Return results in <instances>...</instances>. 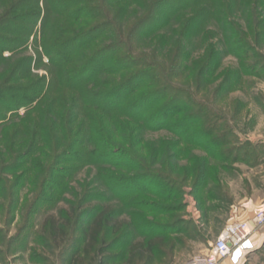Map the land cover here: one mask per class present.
<instances>
[{"label":"trees","instance_id":"1","mask_svg":"<svg viewBox=\"0 0 264 264\" xmlns=\"http://www.w3.org/2000/svg\"><path fill=\"white\" fill-rule=\"evenodd\" d=\"M261 9L264 0H0V65L9 64V76L0 82V129L7 139L3 144L5 139L0 138V195L7 196L11 205L18 203L13 189L26 183L35 185L32 175L43 172L36 183L37 194L53 200L56 190H68L65 180L84 162L97 167L112 195L86 197L85 204L89 199L94 202L85 210L80 200L72 202L68 210L49 213L43 226L41 239L48 240L51 249L61 246L60 251H71L70 264H76L82 251L75 246L78 242L87 244L85 251L94 258L103 257V264L116 261L117 255L105 254V247H112L107 243L109 237L114 242L123 230L129 236L135 224L168 233L189 232L192 223L188 220L146 222L135 211L155 205L140 197H181L180 188L194 171L198 193L211 180L220 181L209 167L211 159L214 166L229 172L236 163L256 166L264 156V143L238 140L230 125L238 114L228 117L208 99L198 97L204 87L201 82L211 83L219 69V64L215 66L216 44L211 46L213 56L193 79L198 91L177 84L190 68L184 51L191 38H205L208 25L219 24L224 44L240 59L241 67L230 69L215 92L224 95L235 90L243 74H264L263 58L248 61L255 51L251 37L260 41L264 33ZM239 13L248 23L247 31L236 16ZM173 23L180 26L172 28L178 38L170 57L140 50L145 41L152 44L156 38L162 48L168 46L169 36L162 35V30ZM30 46L34 57L18 56ZM43 56L48 58L49 74L39 77L31 66L42 63ZM20 109H25L23 115ZM15 120L19 122L15 124ZM159 129L169 130L175 137L167 146L178 148L177 154L167 151V158H179L185 152L190 156L194 149L206 153L193 172L191 168L182 172L179 165L171 170L155 168L161 162V149L156 145L147 148L150 160L145 158L142 133ZM58 163L69 166L59 168ZM119 169L132 172L121 176ZM20 170L13 182L3 178V173ZM216 192L213 188L208 194L221 196ZM224 197L227 201L228 196ZM115 199L123 207L118 208ZM122 213L135 217V224L130 218H121ZM77 235L82 237L80 241L75 239ZM160 246L163 242L153 237L133 241L120 264H154Z\"/></svg>","mask_w":264,"mask_h":264},{"label":"rangeland","instance_id":"2","mask_svg":"<svg viewBox=\"0 0 264 264\" xmlns=\"http://www.w3.org/2000/svg\"><path fill=\"white\" fill-rule=\"evenodd\" d=\"M261 11H263L264 14V9H261ZM237 15L241 19V23L244 27L243 29L247 31L248 23L246 19H242V13L236 14V16ZM179 26V23H173L171 28L162 30V35L169 36V45L165 48H162L158 44V38H156L152 44L151 42L145 41L140 50L150 55L158 53L159 55L170 57V55H172L171 53L174 51L175 40L178 38V35L174 34L172 28L178 29ZM207 29V37L191 38L193 42H191V40L190 42L188 41L189 43L184 53L185 55H189L188 63L190 68L184 72L180 80L177 81V84L184 89L197 90V86L194 84L193 79L198 77L200 71L202 72V67L206 63L208 57L211 58L213 56L214 50L211 46L212 44H216L214 46L216 49H214L215 51H219V53L217 54L215 66L219 64V69L211 83L207 81L201 82V85L204 87L199 91L198 97L201 99H208L210 105L223 110L228 114V117L236 113L238 114V117L230 122V125L234 128L239 138L238 140L241 141L242 138H252L256 140L258 136L264 135V74L245 76L242 73V81L235 90L227 92L226 94L224 93V95L223 93L218 95L219 92L215 91L221 83L222 77L227 74L230 69H240L241 61L236 54L230 52L228 48L230 46L224 44L225 42H223L224 40L219 24L208 25ZM143 32H146V30ZM172 37L174 38V42L172 41ZM259 40L260 41H257L255 37H251L250 39L251 46L255 47L254 53H251L248 59L250 62L256 59H264V33L260 36ZM8 54L9 52H6L5 56ZM25 55L34 57V50L31 46L28 51L18 56L22 57ZM257 56H261V58ZM42 59V63L38 65L37 63L36 65L32 64L31 66L33 74L39 77L48 76L49 74L46 66L48 58L47 56H43ZM165 62H168L167 58ZM8 67L9 64L0 65V82L9 76L7 72ZM260 72L262 71L260 70ZM235 76H238V74H235ZM24 112L25 109L19 110L20 115H23ZM18 122V120H15V124ZM5 135V132L0 129V138H2V140L5 139L3 144L7 142ZM142 136L143 143L141 147L142 151L145 152V158L150 160V157H148L149 149L154 145L161 149V157L159 158L161 162L155 165V168H160L162 166L164 169L167 168L171 170L173 166L179 165V167L182 168V172L185 168H191L193 172L195 164L198 167L199 160L206 157L204 151L194 149L190 156L185 152L186 154L182 157L177 158L176 156L174 159L172 157L167 158V151L172 155L177 154L178 148L169 149L167 146L169 143H172L175 137L171 131L166 129L145 130ZM118 138H121V136L119 135ZM128 146V144L125 145V147ZM182 147H184V145H182ZM9 161H11V159H8V162ZM209 163L211 171L219 178V183L215 182V180H211L210 183L207 184V187H204L205 190L202 189L197 193L194 187L196 176L194 171L188 180L183 183L184 185L181 186L180 189L183 192L181 197L179 196L173 200H164L153 195L150 197H140L145 198L144 200L146 202L161 209H157L155 206L152 208L151 206L150 208L146 207L143 210L137 209V211H135V214L141 216L146 222L152 221L160 224H172L177 220H188L192 223L189 232L185 233L182 229L179 231L175 230L173 233L164 232L162 230L156 231L150 228L146 229L142 227L143 225L139 226L140 223L135 224V217L131 219L129 215L122 213L119 216L121 218H130V222L135 224V226L133 225L130 231H128L129 236L126 234V230H123L121 232L123 235L113 240L114 242L111 241L113 237H109L107 243H112V247H105V254L117 255L118 258L112 263L108 262L104 264H120L122 260L125 259L127 248L131 242L149 237L158 238L163 242V246H160L158 252L155 253L154 264H187L194 256L206 253L210 245L215 242L224 228L231 222L232 219L229 218V211L226 210V202H232L233 200L238 201L247 196L255 200L264 198V163L256 168L238 163V168L233 173L214 166L215 163L212 159ZM56 166L61 168L68 167L69 165L58 163ZM78 168L81 169L74 172L72 177L65 180L68 190H62L59 193L56 190V195H54L55 198L53 200L48 197L44 199V194H37L38 187L36 183H38L39 177L44 175L43 172L39 173L36 177L32 175L35 185L26 183L21 188L13 189L14 194H17L18 203L11 205L9 204L7 196L0 195V264H70L69 259L72 254L71 251L68 249L60 251L59 248L61 246H55L56 248L51 249L50 247H52V245H49V241L41 239V236L45 235L43 226L47 215L49 213L58 214L61 209L68 210L72 202H78L79 200V205L85 210V206L88 205L89 202H94L89 199L85 204V198H89L90 195L95 193H99L101 197L112 195L109 188H107L101 180L97 167L85 164L84 162V164ZM119 170L121 176L123 173L129 174L132 172L125 171V169ZM21 171L22 170L14 171L15 173L12 175L3 173V178H7L9 181L13 182L16 175H19ZM61 177L60 175L59 179H61ZM182 180L183 174L180 176V181ZM213 188L217 189L216 193L221 192V196L216 198L210 197L208 191H212ZM53 193L52 191L51 195H53ZM224 195L228 196L227 201ZM35 197L40 199L37 198L38 200L35 201V205L29 207ZM114 201L118 208L123 207L120 200L115 199ZM218 204L223 208L219 209L221 207H219L220 205ZM71 223L77 226L79 231L82 230L78 222L74 224V221H72ZM83 223H85V221H83ZM259 230L264 232V225ZM75 239L80 241L79 239H82V237L77 235ZM76 245L82 248V251L79 252L76 257V264H103V257L101 259L94 258L92 252L85 251L87 244L85 245V243L78 242L75 243V246ZM245 264H264V243L258 251L248 256Z\"/></svg>","mask_w":264,"mask_h":264},{"label":"built area","instance_id":"3","mask_svg":"<svg viewBox=\"0 0 264 264\" xmlns=\"http://www.w3.org/2000/svg\"><path fill=\"white\" fill-rule=\"evenodd\" d=\"M264 225V208L259 209L250 221L230 222L206 253L194 256L187 264H245L250 253L260 248L255 233Z\"/></svg>","mask_w":264,"mask_h":264},{"label":"crops","instance_id":"4","mask_svg":"<svg viewBox=\"0 0 264 264\" xmlns=\"http://www.w3.org/2000/svg\"><path fill=\"white\" fill-rule=\"evenodd\" d=\"M241 141L242 142L249 141L252 143H264V135L258 136L256 140L252 138H247V139L242 138ZM263 163H264V156L260 160V163L256 166H249L248 164H245V163H241V164L247 165L252 168H256V167L261 166ZM234 167L235 169L231 173L237 170L238 163H236ZM262 208H264V198L261 200H258V199L255 200L254 198L252 197L249 198L247 196V197H243L242 199L238 201L233 200L232 202H228L226 210L229 211V218L232 219L231 220L232 222L235 220L250 221L252 217L256 214V212ZM254 239L256 240L257 244H260V247H261V245L264 243V232H261L260 230H258L254 235ZM258 250L259 249L253 251L250 254H253L254 252ZM222 264H231V263L227 259V260H224Z\"/></svg>","mask_w":264,"mask_h":264}]
</instances>
